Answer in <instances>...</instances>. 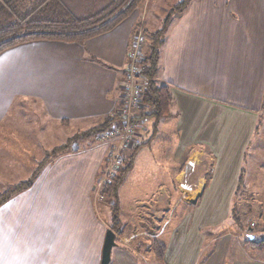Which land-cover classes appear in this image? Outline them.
<instances>
[{
  "label": "crops",
  "instance_id": "crops-1",
  "mask_svg": "<svg viewBox=\"0 0 264 264\" xmlns=\"http://www.w3.org/2000/svg\"><path fill=\"white\" fill-rule=\"evenodd\" d=\"M125 1L23 0L36 10L61 5L86 19ZM141 1L132 0L133 8L113 29L83 43L38 39L0 53V135L7 136L3 126L14 110L26 113L31 100L54 122L36 142H0L2 178L13 185L27 180L46 153L62 145L56 122L57 128L83 122L79 131H85L84 122L96 120L93 128L112 114L137 29L142 24L157 30L146 27L148 11L139 10L150 0ZM180 1L157 0L169 13ZM160 51L156 80L171 85L172 115L160 120L151 141L138 150L121 186L130 213L144 206L150 215H167V207L186 205V180L194 205L207 195L224 199L219 187L211 190L225 180L226 196L257 201L264 222V0H191L171 14ZM16 134L23 136L21 130ZM85 141L82 149L49 159L30 188L0 206V264H100L110 213L98 209L93 189L110 149L106 142ZM222 152H231L225 163ZM222 166L225 172L218 170ZM9 168H15L13 179ZM139 175L143 182L130 184ZM153 184L157 189L150 191ZM138 236L116 233L110 264H133ZM237 256L236 264H264L256 256ZM223 257L211 260L221 264Z\"/></svg>",
  "mask_w": 264,
  "mask_h": 264
},
{
  "label": "rangeland",
  "instance_id": "rangeland-1",
  "mask_svg": "<svg viewBox=\"0 0 264 264\" xmlns=\"http://www.w3.org/2000/svg\"><path fill=\"white\" fill-rule=\"evenodd\" d=\"M129 1L126 0V4L124 3L125 5L123 6L126 8L130 7L128 11L133 8L132 0ZM143 1L145 2V0H142L141 2ZM167 7L168 6L165 2L159 4L157 0H150L147 7L139 8L140 11L141 9L144 12L146 10L148 11L147 13L149 16L146 27L151 30L160 28L165 20L164 17L170 12ZM156 15H158L157 18ZM140 26L143 28L142 24ZM146 48L147 43L145 42L142 50L143 53L146 52ZM140 80H142V78ZM26 106V113L22 112V114H17V111L14 110L13 115L10 117V122L4 124L3 128L8 131V134L7 136L0 135V142L3 144H12L14 142L23 144L24 142H36L42 135H47L46 132L49 124L54 122L48 119L44 106L36 100H31ZM138 113L139 112L136 110L132 111L134 117L137 116L136 114ZM146 119L147 121L143 119L134 124V127L140 134L143 142H145L146 139H150L153 135L154 120L152 118ZM95 121L96 120H89L88 122H84L86 125L83 130H89L91 126L95 125L94 123L98 124V122ZM82 123L83 122H77V124L72 123L70 127L65 128L62 124L63 126L57 128L56 122L53 126L55 131H57L55 137L58 140L56 141H59L58 143L60 144H64L69 138L82 132L79 131L82 129L80 128L82 126H79ZM52 125L53 124H51V126ZM229 126L230 122H227L223 126V129H227ZM19 130L23 132V136L16 134ZM98 136L99 134H93L89 139L95 143L106 142L109 149L112 144L115 146L119 145L121 142V137L114 138L108 142L101 140ZM85 139L86 138L82 137L76 139L68 152H71L74 149H82L86 144ZM127 153L128 151L124 154L126 155ZM14 154H16V152H14ZM230 154L231 152H222V163H225L228 160ZM109 164H111V160L107 156L97 174L93 192L94 201L96 202L98 209L100 210L102 208L103 210L105 207L109 208L110 227L112 219L110 209L111 204L108 199H104L100 196L105 170L108 168ZM1 170L3 169H0V174H2ZM218 170H223L225 172L227 167L222 166L219 167ZM10 171L14 173L15 168H9L6 173L7 176H10V178L13 179L12 176L14 174ZM191 174L198 175L196 171H191ZM187 177L189 178L190 176ZM129 180L130 184L138 183V181L143 182L140 175L137 179L130 177ZM223 181L224 182L215 181L216 183L214 185L217 186H214L211 191H214V188L219 187V193L217 194L225 196L224 199H220L219 197H212V199H210L209 195H207V197L200 199L199 204L194 205V203H192L194 198L190 197L191 192L189 186L191 182L186 180V205L177 209H170L167 207V215H150L148 211L144 209V206H136L135 212L131 214V209L129 210V206L127 205L128 198H126L123 191V185L120 189L124 196L122 200L123 202L120 203L122 229L121 233H116L119 235V238H128L135 234L139 235L137 237L139 240H137L140 241V245H136L138 242L136 240V242H133L134 248L131 250L132 253L129 250H126L132 255L133 264H214L211 259H214L219 255L224 256L223 261L220 260L221 264H236V260H239L237 254L241 257H249L252 255L264 259V251L253 250L245 242L246 238H248V234H253L258 239L264 237V222L261 220L260 207H258L259 205H257V201H254L251 198H242L243 194L231 199L230 196H226V188L228 184H226L225 180ZM12 183V181L6 180L4 177L2 178L0 176V193L16 185H13ZM155 186L154 184L151 187L149 186V190L152 191L154 189L155 191V189H157ZM229 207L231 208L229 209ZM233 207L237 208L239 219L237 216H234L235 214H232ZM144 222H146V225L148 226L147 228L149 229L142 228V223ZM249 227H252V229L250 230ZM172 231L178 232L174 233ZM154 240L162 242L167 246V253L165 254L164 262L159 260L155 251L150 248V244ZM116 247L118 246L113 248V252H115ZM120 264L127 263L121 262ZM215 264L218 263L216 262Z\"/></svg>",
  "mask_w": 264,
  "mask_h": 264
},
{
  "label": "trees",
  "instance_id": "trees-1",
  "mask_svg": "<svg viewBox=\"0 0 264 264\" xmlns=\"http://www.w3.org/2000/svg\"><path fill=\"white\" fill-rule=\"evenodd\" d=\"M190 1L191 0H181L177 3L173 7L171 13L165 18L162 26L157 30L148 31L143 29L147 38V48L146 52H144L142 71L139 75L142 78L143 95L141 105L136 107L140 108L139 114L135 117L131 115L130 120L135 124L143 119L152 118L154 120L153 133L157 131V126L162 118L172 115L171 104L173 96L171 85L165 83L159 84L156 80L160 70L161 46L165 41V33L170 22L171 14L184 10ZM21 2H23V0H0V53L14 46L38 39L83 43L88 38L113 29V27L123 20L130 11H128L130 7L126 8L121 4L108 14H99L98 16L86 19L74 17L61 5L52 4L36 10V8L28 7L26 3L24 4L23 2L21 4ZM121 108L122 103L120 99L116 102L112 114L107 116L103 123L89 130L77 133L64 144L48 151L44 159L39 163L27 180L17 183L0 194V206L8 202L18 192L30 188L49 159L67 153L76 139L80 137L88 139L93 134L98 135L115 123H118L122 118ZM152 137L141 145L131 149L125 155L123 163L118 167L115 174L111 176L109 180H105L102 183L100 196L110 201L112 214L110 228L117 233H121L122 229L119 189L134 165L138 150L147 145ZM241 187H243V182L240 179L239 190ZM232 214H235L234 216H237L239 219L236 207H233ZM245 242L253 250L264 251V237L258 239L254 235V239L246 238ZM150 248L155 251L158 259L164 262L167 246L162 242L154 240L150 244Z\"/></svg>",
  "mask_w": 264,
  "mask_h": 264
},
{
  "label": "built area",
  "instance_id": "built-area-1",
  "mask_svg": "<svg viewBox=\"0 0 264 264\" xmlns=\"http://www.w3.org/2000/svg\"><path fill=\"white\" fill-rule=\"evenodd\" d=\"M146 41L147 38L143 32V28L140 26L136 31L135 39L129 53V62L124 72L121 95L122 118L116 125L114 124L110 128L102 131L98 136L101 140L108 142L114 138L121 137L119 145L113 146L112 144L110 147L108 158L111 160V164L105 170L102 183L105 180H109L115 174L118 167L123 163L125 152H129L131 149L143 143L140 134L130 118L133 109L141 105L143 84L139 75L142 71V61L144 58L142 50Z\"/></svg>",
  "mask_w": 264,
  "mask_h": 264
},
{
  "label": "water",
  "instance_id": "water-1",
  "mask_svg": "<svg viewBox=\"0 0 264 264\" xmlns=\"http://www.w3.org/2000/svg\"><path fill=\"white\" fill-rule=\"evenodd\" d=\"M251 230L252 227H249ZM249 239H254L253 234H248ZM117 245L116 242V233L113 229L108 228L106 231L100 264H110L112 259L113 248Z\"/></svg>",
  "mask_w": 264,
  "mask_h": 264
}]
</instances>
